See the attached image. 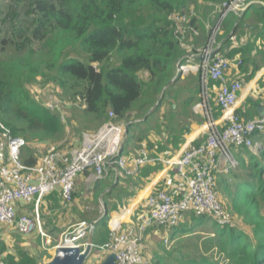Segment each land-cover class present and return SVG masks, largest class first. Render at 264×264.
<instances>
[{
	"label": "trees",
	"instance_id": "16d2710c",
	"mask_svg": "<svg viewBox=\"0 0 264 264\" xmlns=\"http://www.w3.org/2000/svg\"><path fill=\"white\" fill-rule=\"evenodd\" d=\"M28 2L27 12L16 19L13 35L0 38V122L13 135L23 138L29 148L30 142L50 145L61 139L66 131L60 116L33 101L26 89L29 82L40 77L63 89H75L84 103V119L101 125L113 112L117 120L128 126L125 135L128 137L136 124L131 118L133 109L153 108L156 112L160 108L159 104L154 105L156 99L163 91L164 95L169 91L166 87L177 74V63L184 64L190 54L183 44L192 46L191 52L197 54L195 36L191 32L189 36L182 35L180 24L170 16L187 13L193 8L199 13L198 18L189 17L186 24L198 28L200 16L204 18L228 0ZM260 10L264 18V8ZM210 16L215 21V16ZM237 19L231 14L223 20L217 42L228 39L232 28L241 23ZM204 28L206 43L209 32L206 26ZM70 48H80L88 63L64 58ZM113 55L118 62L114 66H103ZM224 57L229 59L227 55ZM258 141L260 146L255 152L241 149L246 161H239L237 170L216 177L217 193L227 201V204L223 201L224 207L241 216L244 224L250 226L241 229L213 223L216 225L215 239L210 242L218 247V253L227 264H264V135ZM24 150L22 162L27 166L36 164L31 149L26 146ZM123 178L128 180L121 175L115 184L110 182L112 190L101 197L107 213L94 227L97 224L107 227L108 199ZM101 181L95 183L100 188L98 195L105 189ZM134 195L135 192H115L114 197L122 204L124 197L128 199ZM191 216L192 222L197 218H210L207 214L196 216L195 212ZM170 256L158 254L154 262L148 264H184L182 259L173 260ZM19 257L20 260L12 264H36L24 251L19 252Z\"/></svg>",
	"mask_w": 264,
	"mask_h": 264
},
{
	"label": "built area",
	"instance_id": "2783aa9c",
	"mask_svg": "<svg viewBox=\"0 0 264 264\" xmlns=\"http://www.w3.org/2000/svg\"><path fill=\"white\" fill-rule=\"evenodd\" d=\"M262 1L228 0L216 6L212 11L216 18L214 24L206 26L209 32L206 45L197 54L189 49L185 63H177L180 76L198 75L201 100L193 110L205 118V139L187 147L181 155L162 161L166 166L175 168L177 180L170 189L153 191L144 200L137 222H131L134 211L124 206L110 219L109 238L100 248L106 255H115V264H148L142 246L145 231L154 227L174 228L188 213L207 214L215 220V224L231 226V217L216 190V177L239 168L240 163L233 149H247L252 153L260 146L258 138L264 135V103L261 105L262 115L251 120H243L236 113L237 93L243 85L238 80L227 78L231 63L216 51L215 37L220 34L222 22L228 14L240 17L249 5ZM193 11V8L188 11L192 14L187 18L185 14L170 16L180 24V32L184 36H189V32L193 37L197 34V29L186 24L189 17L195 16ZM194 55H197V62H192ZM237 63L241 64L240 61ZM210 81L218 83L215 103L222 112L218 122L212 120L208 104ZM47 108L52 111L57 109L54 104H49ZM126 128V123L117 120L116 115L110 112L107 121L96 132L81 135L79 146L68 150L48 146L38 163L27 166L21 158L26 141L13 135L0 122V226H14L22 235L38 231L43 248L55 251L57 247H76L82 254L89 244L87 238L94 231L90 223H74L52 245L51 237L42 229L38 206L42 199L55 191L59 193L61 205H69L78 175L87 173L94 181L104 180L110 171H114L116 176L132 177L146 165L158 161L151 158L145 149L131 158L122 155ZM17 202H33L32 216L17 215ZM93 245L91 243L92 249ZM0 264L5 263L0 260Z\"/></svg>",
	"mask_w": 264,
	"mask_h": 264
},
{
	"label": "crops",
	"instance_id": "0c3cea01",
	"mask_svg": "<svg viewBox=\"0 0 264 264\" xmlns=\"http://www.w3.org/2000/svg\"><path fill=\"white\" fill-rule=\"evenodd\" d=\"M261 8H264V1L259 4L249 5L242 16L237 17V20H240L241 23L238 27L235 25L230 31L229 35L231 33L233 34L231 38H229L228 35V38L231 41L227 39L226 41L217 42L216 48L220 54L223 56L227 55L229 57L228 60L231 63V66L227 72V78L229 80H238L243 85L242 89L237 93L235 106L236 113L243 120H251L252 118L258 117V110L264 103V18L262 17L263 14L260 10ZM210 19V14L206 15L204 18L202 16L199 17L197 27L200 34L199 36L194 37L196 39L194 40V49L197 53H199V51H201L206 44L204 43L206 38V30L204 27L206 26L207 20L209 22ZM233 38L235 39L232 40ZM189 47L192 50V46ZM192 60V62H197V55H194ZM238 61H240L241 64H238ZM193 75L196 76V80L190 86L192 89V96L188 93L186 81L184 82L185 86L182 84L185 76H180L176 79L177 83L179 81L182 84V87L184 86L187 91L178 94V97H172L170 95L168 102L165 101L159 104L160 108L158 112L150 113L151 110L153 111V108H151L150 111L146 113L147 115H144L142 119L143 121L147 120L150 115H152V119L148 128H143L142 126V131H145L143 136L135 137V134L140 130L134 131L131 138L124 136V138L126 137L128 143L125 145L123 141L122 155L124 150H126L127 157L131 158L137 155L141 149H145L151 158L153 157L158 159V161H153L142 168L140 172L135 175V177L132 176V179L128 178L127 181H124L125 178L122 179L124 181H122V183L127 184L126 190L129 193L135 192V195L132 196V198H124L121 201L122 207L127 206L134 211L131 222H135L134 217H138V214L143 208L144 200L153 191L159 189H170L172 186L171 184L177 180L175 168L173 166H166L162 161L181 155L187 147L192 144H199L205 139V118L200 112L197 113L193 110L194 106L201 100V86L199 84L198 75ZM217 89L218 83L212 81L208 83V104L211 111V117L214 122L220 121L222 115L220 108L217 103H215V93ZM137 123L135 124L136 128H139V124ZM219 127H221V125H219ZM133 139L135 140V144H132L131 140ZM80 143L81 142H78L74 146H79ZM41 144L42 142H34V144L32 143L29 148L27 146L28 149H31L32 158L36 160V163H38L40 156L43 151H45V149H41V147H39ZM39 151L40 153H36ZM131 152H133V155L130 154ZM234 155L238 162L246 161V156L241 149H234ZM88 175L89 174L87 173L83 175L81 174L75 179V184L77 186L78 184L81 185L79 187L83 190L82 194L89 190L86 186L90 188L92 187L91 190L96 187V181H92L93 179L91 180ZM218 176L225 175L218 174ZM117 178L118 176L115 175V172L110 171L109 175L101 181L105 189L103 188L104 191L98 195L100 188L98 189V187H96L95 193L98 195L96 203L102 202L101 197L105 193L112 190V188L107 185V182L110 181L115 184L117 182ZM90 180L92 182H89ZM118 183V187L124 186L121 181ZM89 194H91V191ZM44 200H47L45 205L44 203H41L38 208L40 214H42V216L39 214L41 226L49 236H52L51 239L53 238V245L55 243L54 237L56 236L58 230H60L59 226L63 229L65 225L69 224L74 219L72 221L64 219V217L68 216L69 218H72V216L67 213V211H64L65 216L62 215L63 209H61V200L57 191L46 196ZM123 203L125 204L123 205ZM101 204L103 205V203ZM108 204L110 207V218H113L117 211L120 210L121 205L119 206V204H116L114 201L110 202L109 200ZM15 210L19 216H32L34 210L33 202L30 204L17 202L15 204ZM104 210H106L105 207H103V213ZM97 214L91 222L97 221L101 217ZM190 215L191 213H188L187 216L185 215L182 222L177 224L174 228L168 230L164 228L146 230L143 235L144 243L149 248L153 247L154 241L158 240H167V243H174L175 241H178L177 236L184 234V231H189L191 227H194V229L201 227L202 221L206 222L208 219L207 218L205 220L197 218L196 222H192ZM200 215L203 216L202 214ZM189 218L191 221H188ZM115 219L116 218L114 217V220ZM196 223H198L197 226L194 225ZM93 228V234L90 236L92 239H87L92 242L97 230L96 226ZM107 229L109 234L110 227ZM164 241H162V243H164ZM106 242L107 241L105 240V242L99 244L98 248ZM20 251L28 253L36 264L48 263L53 258L54 254V249H45L42 247V238L38 231H34L28 235H22L15 229L14 226H0V260H2L5 264H12L13 262L17 263L20 260ZM143 252H145L144 249ZM103 253L105 254V252ZM153 254L150 258H153L154 260L156 255H161L160 253L155 252Z\"/></svg>",
	"mask_w": 264,
	"mask_h": 264
},
{
	"label": "rangeland",
	"instance_id": "374dc122",
	"mask_svg": "<svg viewBox=\"0 0 264 264\" xmlns=\"http://www.w3.org/2000/svg\"><path fill=\"white\" fill-rule=\"evenodd\" d=\"M28 0H0V38L1 37H11L14 32V25L16 24V19L18 16L24 14L27 12L28 8ZM195 17L198 18L199 13L196 11H193ZM186 18L188 15H191V12L184 13ZM213 15V13H209ZM231 16V14H228V17ZM214 19L209 20V22L206 24L209 25L210 23L213 25ZM197 29V34L195 37L199 36V29ZM219 35L217 34L215 37V41L217 42V37ZM233 38L232 40H234ZM21 41V40H20ZM231 41V40H230ZM229 41V42H230ZM228 42V43H229ZM183 48L185 49L186 53L189 54V47L186 43L183 44ZM74 58L83 64H87L88 60L86 55L80 50V48H70L68 51L65 53L64 58ZM118 62V58L116 55H113L109 62L107 64H103V66H114ZM196 76L193 74L188 75L187 77L185 76V79H183L182 84L186 81L187 88H188V93L190 96H192V89L190 86L192 83L196 80ZM182 84L177 80L176 81H171L166 88H168V92L164 95V97L161 99V102H168L170 95L172 97L176 96L178 97V94L184 93L187 91L184 86L182 87ZM26 89L31 94V97L33 101L36 104H41L44 107H48L49 104H54L56 105L55 110H51L52 112L56 113L58 116H60L61 122L66 128L64 136L59 139L56 142H51L50 145L48 144H41V149H48V146H55L61 149H70L71 147H74L78 142L81 140V135L83 133H90V132H96L99 128V124L92 123L90 120L84 119V103L81 100V98L78 96V94H75L76 90H68V89H63L61 88L58 84L54 82H47L43 80L42 78L38 77L35 80L29 82V84L26 86ZM68 90V91H67ZM157 100V99H156ZM160 102V104H161ZM148 108L138 110V109H133L132 111V121L133 122H138L139 128H136V125L131 129L132 131L128 134L127 138H131L132 134L134 131H139L138 133L135 134V137H140L145 134V131H142V126L143 128H148L152 119V115L147 118V120H142L144 115L149 112ZM159 109L156 111L158 112ZM155 112V113H156ZM150 113H154L152 110ZM147 115V114H146ZM148 115V116H149ZM90 121V122H89ZM102 125V124H101ZM126 135V134H125ZM132 144H135V140H131ZM130 142V141H129ZM34 144V142H30L29 147ZM124 143L125 145L128 143L126 137L124 138ZM28 146V144H27ZM26 148V147H24ZM23 148V149H24ZM28 149V148H27ZM236 149V148H235ZM26 152V150H23L22 155ZM44 152V151H43ZM250 152V151H249ZM36 153H40L36 152ZM234 153V149H233ZM130 154L133 155V152ZM123 156L127 157L126 155V150L123 152ZM237 170V169H236ZM124 176V175H123ZM126 177V176H125ZM135 177V175L133 176ZM133 177H127L132 179ZM93 179V178H92ZM94 181V180H92ZM91 180L89 182H92ZM122 183V180H120ZM124 182V181H123ZM110 181L107 182V185L109 186ZM123 184V183H122ZM124 186L122 187H116V189L113 191L112 196L108 199L110 202L114 201L116 204H118V200L114 197L115 192H126L127 190V184H123ZM81 185L74 184V192H73V198L72 201L69 205L67 206H62L61 209H63L62 215L65 216V212L69 213L72 218L64 217L65 220L73 221L70 222L69 224L65 225L62 228L59 229L58 232L56 233V236L54 237L55 243L58 241L59 236L67 230V228L71 225H73L76 222L80 221H85V222H90L93 220L94 216L97 214L99 216H102L101 214L103 213V207L104 204L102 205L99 202L96 203V196L97 193H95L96 187L91 190L90 187L86 186L89 190L86 191L84 194H82V188L79 187ZM93 186V185H92ZM91 191V194H89ZM218 192V191H217ZM220 196V193H219ZM125 198V197H124ZM221 202L224 203L223 201L225 200L226 204L227 201L222 195L220 196ZM47 200H42L41 203H45ZM125 203H123L124 205ZM121 205V206H120ZM119 206L122 208V204H119ZM127 207V206H124ZM106 208V207H105ZM129 208V207H127ZM227 212L229 213L231 217V226L235 225L238 226L241 229H245L247 224H244V221L241 216L237 215L236 213H232L231 210H228L226 208ZM65 211V212H64ZM110 216V215H109ZM187 216V214H186ZM191 216V215H190ZM185 217V216H184ZM192 217V216H191ZM109 217V221H110ZM135 222H137L138 217H134ZM108 221V225H109ZM188 221H191L189 218ZM208 224H207V223ZM204 222L202 221L201 227L195 228L193 231H184V234H181L180 236H177L178 241H175L174 243L166 244L162 243L164 240H158L154 241L153 247L149 248L146 246L144 243V239H142V244L144 247V256L148 260V262H154L153 258H150L152 254L155 253H165L166 256L171 255V259H182L184 261V264H214L215 262L217 264H227V262L224 260V257L221 253H218V247L214 246L212 242L214 241L215 237V229L216 225H214L215 220L212 218H208L207 221ZM214 223V224H213ZM107 225V226H108ZM248 226V225H247ZM250 227V226H248ZM108 227H105L101 224L96 225V232L93 238V250L91 252V255L89 258H87L83 264H100L104 258L106 257V254H104L100 248H98L99 244H102L107 241L109 234H108ZM156 229H160L161 227H154ZM164 228V227H163ZM62 229V230H61ZM164 229H171V228H164ZM166 230V231H167ZM52 237V236H50ZM92 239V237H89ZM87 238V239H89ZM53 239V238H52ZM146 248V249H145ZM102 252V253H101ZM154 255V254H153ZM150 259V260H149ZM188 261V262H187Z\"/></svg>",
	"mask_w": 264,
	"mask_h": 264
},
{
	"label": "water",
	"instance_id": "95a60500",
	"mask_svg": "<svg viewBox=\"0 0 264 264\" xmlns=\"http://www.w3.org/2000/svg\"><path fill=\"white\" fill-rule=\"evenodd\" d=\"M232 36H233V34L231 33L229 35V38H231ZM216 51H218V50L216 49ZM179 77H180V73L177 72V74L175 75L173 80L178 79ZM163 92L161 93L160 97L157 99L155 106H158V104H160L161 99L163 98V95H164ZM258 111H259V116H261L262 115V108L260 107ZM127 128H128V126H127ZM127 128L125 130V134L127 133ZM106 213H107L106 210H104V213L102 214V216L99 219L104 217L106 215ZM96 222H98V221H93L92 223H90L92 228L94 227ZM91 243H92V241H89V244H87L86 249L84 250V252L82 254L80 252V248L57 247L56 250L54 251L53 258L46 264H83V262L87 258L90 257L91 252L93 250L91 248ZM114 258H115V255L108 254V255H106V257L104 258V260L100 264H115Z\"/></svg>",
	"mask_w": 264,
	"mask_h": 264
},
{
	"label": "bare ground",
	"instance_id": "6f19581e",
	"mask_svg": "<svg viewBox=\"0 0 264 264\" xmlns=\"http://www.w3.org/2000/svg\"><path fill=\"white\" fill-rule=\"evenodd\" d=\"M124 216H127V215H124ZM125 219V218H124Z\"/></svg>",
	"mask_w": 264,
	"mask_h": 264
}]
</instances>
